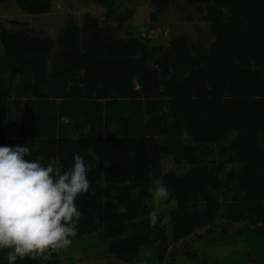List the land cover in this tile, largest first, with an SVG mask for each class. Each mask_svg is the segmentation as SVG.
<instances>
[{
  "label": "trees",
  "instance_id": "1",
  "mask_svg": "<svg viewBox=\"0 0 264 264\" xmlns=\"http://www.w3.org/2000/svg\"><path fill=\"white\" fill-rule=\"evenodd\" d=\"M96 1L118 26L129 19L115 15L117 0ZM15 2L30 14L52 6V0ZM151 2L155 13H164L177 0ZM182 3L210 22L214 39L206 44L181 34L163 45L149 35L122 37L90 13L83 26L68 20L56 39L0 21V127L10 124V94L38 100L21 112L22 146L37 145L35 155L45 163L52 156L64 170L74 154L83 157L90 188L76 199V237L97 233L110 254L130 264H143L145 247L165 262L171 240L202 226L208 234L220 227L219 216L264 234L258 228L264 225V0ZM15 78L18 84L10 86ZM69 128L78 137L67 135ZM164 155L189 169L165 172ZM154 182L168 188L167 201L177 202L163 227L148 219ZM56 256L16 264H60ZM0 264H7L6 250Z\"/></svg>",
  "mask_w": 264,
  "mask_h": 264
},
{
  "label": "clouds",
  "instance_id": "2",
  "mask_svg": "<svg viewBox=\"0 0 264 264\" xmlns=\"http://www.w3.org/2000/svg\"><path fill=\"white\" fill-rule=\"evenodd\" d=\"M61 119L68 122L67 117ZM30 155L26 145L0 146V251L6 250L7 264L47 259L71 246L81 217L76 199L90 188L89 169L80 154H74L67 170L55 158L45 165L39 159L29 160ZM148 191L153 200L170 196L160 182ZM148 219L153 227L170 221L167 216L160 220L156 211Z\"/></svg>",
  "mask_w": 264,
  "mask_h": 264
},
{
  "label": "rangeland",
  "instance_id": "3",
  "mask_svg": "<svg viewBox=\"0 0 264 264\" xmlns=\"http://www.w3.org/2000/svg\"><path fill=\"white\" fill-rule=\"evenodd\" d=\"M127 13L125 14V11ZM86 13H90L98 19L101 26L114 25L117 34L122 37H128L130 34L134 36L149 35L153 43L169 45L170 40L181 34H186L193 40H200L204 43H208L214 39V35L211 32V24L202 17V14L193 9H187L182 0H177L176 4L164 13H155V7L151 0H117L115 15L129 18L123 24L118 26L114 23L113 16H108L106 9L97 3L96 0H52L51 9L41 14H30L22 10L16 5L15 0H7L0 2V21L7 29H17L22 27H32L43 32L44 35L56 39L61 27L68 21L72 20L79 26H83L84 17ZM154 17L152 18V15ZM130 33V34H129ZM136 87L139 88L138 83L135 81ZM163 170L165 172L174 170L178 173H182L185 169L183 165H175L173 158L169 155H164L162 159ZM155 210L158 214H164L170 217L171 211L176 207V200H153ZM264 229V225L260 224L258 227ZM169 234H171V228L169 224ZM221 235V234H219ZM98 236V235H97ZM97 236L93 235L85 239V242L90 245L84 252L90 251L88 261L78 262L74 264H130L125 261H117L112 259L108 253L109 244L100 243ZM223 236V235H221ZM239 239L236 246L230 248V252L235 255L230 262L225 264H244L248 259L249 254L252 257L251 264H260L254 261L257 258L264 257V251L260 256L256 252V243L254 240H264V234H246ZM206 239H201L199 243L195 242L194 248L197 249L200 244H205ZM221 241V239H218ZM218 240L211 241L215 247L218 244ZM235 241V240H234ZM107 242V241H106ZM172 244L176 241L171 240ZM80 243V242H79ZM197 243V246H196ZM75 247L77 250L80 248ZM232 245V244H230ZM258 246V245H257ZM182 248L175 245L176 248ZM227 247H229L227 245ZM226 246L222 248H227ZM71 248L61 250L58 254L65 261L70 257H67L65 253H68ZM183 250V248L181 249ZM264 250V248H263ZM69 255V254H68ZM202 255V254H201ZM82 257V253H80ZM143 264H160L156 260L155 254L150 248L145 247L142 249ZM204 257L200 256L198 260L195 257H191L186 253L176 254L174 256L173 264H197V261L204 263ZM62 261V260H61ZM60 262V264H68V262ZM73 264V263H69Z\"/></svg>",
  "mask_w": 264,
  "mask_h": 264
},
{
  "label": "crops",
  "instance_id": "4",
  "mask_svg": "<svg viewBox=\"0 0 264 264\" xmlns=\"http://www.w3.org/2000/svg\"><path fill=\"white\" fill-rule=\"evenodd\" d=\"M173 7V6H172ZM3 53V46L0 42V55ZM19 82L18 79H13L10 82V86H14L17 85ZM30 100H37L33 97H29L23 94H18L17 91L16 93H12L8 96L7 100H5L6 102L8 101V109H7V114H8V123H10L9 125H7L6 127H0V146H9V147H16V146H22L20 140L21 138L18 137L19 134H22L24 132H26V126H22L23 121L20 122L21 120V112L25 109L29 110V108L31 107V105L28 103V101ZM38 101V100H37ZM57 102H60V99H57ZM4 104H2L0 106V112L3 108ZM32 111L34 112L35 109L32 107ZM34 116V115H33ZM29 123L31 124L30 119L28 120ZM52 130V129H51ZM33 131H35V128H33ZM68 133L67 135H70L72 138H76L78 137V135L75 133V130L72 128H69L68 130H66ZM3 133V136L1 135ZM59 135L56 136V138H58ZM37 150V145H35L33 148H30L31 151V155L29 160H34L35 158L39 159L43 164H47L45 162L42 161V158H45L43 156H38L35 155L34 153H36ZM53 150H55L52 147L49 148V153H52ZM57 150V149H56ZM34 152V153H33ZM52 158V156H49ZM97 163H99V161H97ZM177 163H175L176 165ZM177 165H183L185 167L184 171H187L190 167L189 164H177ZM228 165H230L228 163ZM173 170V169H172ZM175 170V169H174ZM174 200V199H172ZM171 200V201H172ZM156 211V210H154ZM222 209H220L218 211L219 214H221ZM217 223L220 224V227H218L217 229L211 231L208 234H204L202 235L207 229L208 226H202L197 228V230L195 231V233L188 235L178 241H176L174 244H172V242H170L169 245V251H168V255L165 259V262L160 263V264H166V260L169 259V254L171 252H173L174 250H177L178 252L181 253H186L187 255H190L191 257H195L192 256L190 253H188V250H192L195 254H196V260H198V258H200V256L204 257V263H200L199 261H197V264H225L226 262H230L229 260H231V258H233L235 255H233V251L232 253L230 252V248L236 246V243H238L239 239L236 238H241L246 234H254L253 232L249 231V230H244L242 228V226L245 224V222L240 221V222H227L225 218L223 217H218L216 220ZM223 226V227H221ZM223 236H221V235ZM256 234V233H255ZM97 236V233H91V234H85L79 237H75L72 239V244L71 246H69L68 248H71V250H69L68 253H65V255L67 257H70L68 260L65 261V258H61L60 256L58 257L59 252L57 253L56 257H53L61 262H68L69 263H75L77 260L78 262H86L88 261V256H89V252L90 251H86L84 252L87 248L90 247L89 244H87L88 242H85L84 240L87 239L88 237L91 236ZM259 235V234H258ZM97 238L99 239V242L102 243H108V240H102L100 239L98 236ZM206 239L205 244H200V246L196 248H194V244L195 242L199 243V241H201V239ZM218 240L221 239V241L218 242V244L214 247L211 243V241L213 240ZM235 240V241H234ZM107 241V242H106ZM80 242V243H79ZM77 244H80V248L79 250H77L75 247H79ZM196 243V246H197ZM253 243H256V252L258 254V256H260V254L263 253V248H264V240H254ZM232 244V245H230ZM175 245L182 247L183 250H181L182 248H174ZM227 245L229 247H227ZM258 245V246H257ZM223 247H227L225 249L221 248ZM80 253H82V257L80 256ZM109 253V251H108ZM69 254V255H68ZM110 254V253H109ZM176 254H180V253H176ZM202 254V255H201ZM112 259H116L117 261H121L119 259H117L114 255L110 254ZM236 257V256H235ZM252 257L249 254L248 259H246V262L244 264H251L252 261ZM259 262L260 264H264V257L261 258H257L254 261ZM174 263V258L172 260V264Z\"/></svg>",
  "mask_w": 264,
  "mask_h": 264
}]
</instances>
